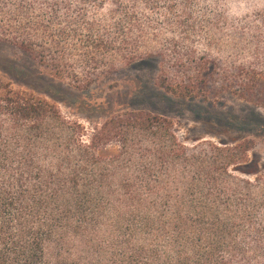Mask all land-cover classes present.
<instances>
[{"label": "trees", "instance_id": "1", "mask_svg": "<svg viewBox=\"0 0 264 264\" xmlns=\"http://www.w3.org/2000/svg\"><path fill=\"white\" fill-rule=\"evenodd\" d=\"M195 1L0 0V42L88 86L100 65H115L104 55L126 56L132 45L124 24L139 15L127 4H166L182 40L158 52H172L175 65L158 85L182 98L227 91L264 112V0H216L248 6L242 26L216 15L234 29L235 48L256 53L216 72L185 44L209 29L194 20ZM103 9L101 26L93 17ZM80 48L93 72L77 80L64 54ZM83 131L54 102L0 78V264H264V183L231 172L252 140L187 145L171 120L141 110L107 116L86 139Z\"/></svg>", "mask_w": 264, "mask_h": 264}, {"label": "rangeland", "instance_id": "2", "mask_svg": "<svg viewBox=\"0 0 264 264\" xmlns=\"http://www.w3.org/2000/svg\"><path fill=\"white\" fill-rule=\"evenodd\" d=\"M194 3L191 8L194 20L198 21L197 25L208 20L209 29L190 35L185 44L191 45L197 55L208 59L204 65L208 71H218L217 67L222 68L223 61L231 65L256 60L253 49L235 48L234 29L222 21V16L216 15L217 12H228L236 26H242L240 18L249 14L246 4L225 5L216 0H197ZM127 8L139 15L133 25L123 23L130 29L127 35L130 36L128 42L132 43L131 47L125 51L126 56L121 55L124 52H118L114 57L112 54L104 55L115 65L112 69L100 65L95 71L96 78L88 86L81 87L67 77L53 76L51 71L44 70L28 55L3 42H0V78L10 81L13 88L29 90L54 102L62 115L77 120L83 126L85 139L107 116L141 110L171 120L177 138L187 145L211 142L223 146L252 140L253 147L248 151L246 161L234 164L231 172L258 184L264 183L263 110L227 91L211 94L207 99L182 98L166 93L157 82L166 72L175 73L174 57L170 51L161 56L158 52L166 47L169 38L181 42L182 35L172 31V26L166 22V4H160L155 12L140 3L127 4ZM178 9L181 11L182 8ZM105 12L107 9L93 17L101 26L105 22L102 20ZM205 12H210V15H203ZM88 16L91 18L93 15ZM73 42L69 39L65 48ZM245 42L248 44L249 39ZM83 52L81 48L75 52L65 49L64 58L73 64L77 80L93 72L92 69H83L85 67L80 63ZM116 147L115 143L109 146L111 149Z\"/></svg>", "mask_w": 264, "mask_h": 264}]
</instances>
